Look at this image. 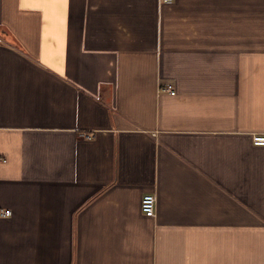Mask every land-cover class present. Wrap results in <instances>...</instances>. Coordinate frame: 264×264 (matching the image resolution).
Listing matches in <instances>:
<instances>
[{
    "label": "crops",
    "instance_id": "1",
    "mask_svg": "<svg viewBox=\"0 0 264 264\" xmlns=\"http://www.w3.org/2000/svg\"><path fill=\"white\" fill-rule=\"evenodd\" d=\"M254 135L264 0H0V264H264Z\"/></svg>",
    "mask_w": 264,
    "mask_h": 264
},
{
    "label": "built area",
    "instance_id": "2",
    "mask_svg": "<svg viewBox=\"0 0 264 264\" xmlns=\"http://www.w3.org/2000/svg\"><path fill=\"white\" fill-rule=\"evenodd\" d=\"M164 2H170L172 0H162ZM162 90L169 92L170 94H174L175 88L171 83L166 84V86L162 87ZM253 142L255 144H264V135H254ZM156 208V195L153 192H143L140 197V212L147 216H153L155 214ZM11 214L10 209H1L0 215H9Z\"/></svg>",
    "mask_w": 264,
    "mask_h": 264
}]
</instances>
